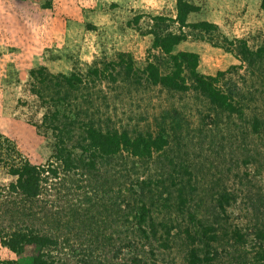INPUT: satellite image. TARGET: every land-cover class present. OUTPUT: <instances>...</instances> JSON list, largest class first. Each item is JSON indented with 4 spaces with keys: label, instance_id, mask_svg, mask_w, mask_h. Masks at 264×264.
Masks as SVG:
<instances>
[{
    "label": "rangeland",
    "instance_id": "1",
    "mask_svg": "<svg viewBox=\"0 0 264 264\" xmlns=\"http://www.w3.org/2000/svg\"><path fill=\"white\" fill-rule=\"evenodd\" d=\"M185 1L197 8L187 24L207 22L215 30L180 28L177 0H0V264H32L39 253L54 264H191L193 257L197 264H247L256 255L249 247L254 235L243 233L264 227L262 1ZM166 30L186 36L169 54L150 34ZM180 52L198 56L196 72L214 79L231 113L195 88L184 64L185 89L151 81L146 68L170 75ZM55 111L75 123L66 137L72 152L89 136L85 123L163 147L134 158L122 146L101 162L100 178L87 181L53 160L62 135L43 115ZM25 162L59 168L32 200L8 190L15 181L10 168ZM59 202L77 210L67 227L59 228ZM27 228L56 245H4Z\"/></svg>",
    "mask_w": 264,
    "mask_h": 264
},
{
    "label": "trees",
    "instance_id": "2",
    "mask_svg": "<svg viewBox=\"0 0 264 264\" xmlns=\"http://www.w3.org/2000/svg\"><path fill=\"white\" fill-rule=\"evenodd\" d=\"M261 8L264 10V0H261ZM197 10V8L190 3L186 2L185 0H177L176 3V22L180 28L183 27H191L195 29H199L201 31L210 32L215 30V27L212 24L207 22H200L196 24H187L186 18L190 13H193ZM153 35V46L160 49L165 54L171 53L174 46L178 45L179 43L185 41L186 36L183 32L180 33H173L169 30L165 32H150ZM262 53V51H260ZM172 60L174 63V72L170 75L161 76L159 75L158 71L153 66H148L145 71H147L149 78L153 83H158L163 87L173 89V90H183L186 88L183 78L181 77L182 73V65L184 64L190 71V75L192 76L195 88L200 91L203 95H205L213 104H215L219 110L231 113L233 111L232 105L228 102V97L219 91H217L214 86L213 82L214 79L211 77H205L199 75L196 72V67L198 63V56L193 53L189 52H180L176 56H172ZM130 69V68H128ZM39 75H42V72H38ZM46 76L41 78L38 82V85H41L44 82H48ZM64 79L65 85L70 86L71 79L65 78V76H61ZM47 84V83H46ZM39 94V98L41 94ZM43 119L47 120V125L49 129L58 131L61 133V139L58 142V145L55 148V154L53 155V160H55L60 166L61 170L67 174H75L81 171V176L85 177V179H89L90 181L93 176L95 179L100 178V176L95 175L102 171L100 165L101 162L106 159L107 157H112L117 155L122 146L127 147L129 151H131V155L134 158H143L148 157L150 155L151 149L161 150L162 144L161 142H154L151 141L150 138L147 140H133L131 141L128 136L118 135L117 133L114 134H103L101 132H97L93 129V123H89L91 125H87L85 123L83 134L89 135L88 138H84L82 143L80 144L81 147L79 152H72V147L68 146V135H71L74 131L73 128L75 127V123L67 124V118L61 116L58 112H54L50 115L44 114ZM60 126H63L66 131L58 130ZM90 130H89V129ZM88 129V130H87ZM18 165V166H17ZM16 166H12L10 168L9 174L15 177V181L12 182L9 187V193L12 194H20L24 198L27 199H36L42 190L43 185H46L48 181L53 178L56 179L58 177V170L53 166L52 163L47 164L46 166H34L27 162L22 164H17ZM87 176H92L90 178H86ZM101 175V174H100ZM98 176V177H96ZM133 186V185H132ZM144 191H147L146 185L141 188ZM142 193V194H143ZM131 195L126 197V205L129 206L130 203L135 199ZM144 197V194H143ZM59 199V198H57ZM59 201V200H58ZM125 201V197H124ZM58 205V212L57 217L60 222H63V226L67 227L69 223L77 218V210L73 209L72 206L69 204H62L59 202ZM58 203H56L57 205ZM55 203H52L53 208L57 207ZM65 207V208H64ZM64 208V209H63ZM257 213V212H255ZM9 221V220H8ZM13 221H9L8 223L11 224ZM150 226H149V234L151 237L156 240L157 232L154 231L155 227L157 226L152 219H150ZM252 227L249 228L251 232L245 231L244 236H247V233L253 234L256 239V244H249L250 249L253 250L254 255L251 259H248L247 264H264V235L261 234V230H264L262 225L257 226L256 224L251 225ZM28 230V228H27ZM26 229L22 231L15 232V234L11 235L9 239L3 240L5 246L10 248L13 251H17L23 245L28 244H37L41 249L44 247H48L51 244H55V238L52 236H44V234L40 236H33L32 233H29L30 230L27 231ZM139 232L141 231L144 235V238H148L145 235L146 231L142 230L141 228L138 229ZM137 230V231H138ZM239 232H242L241 229H238ZM241 230V231H240ZM128 231V230H126ZM132 232L128 231L132 236L136 234V230L132 229ZM135 232V233H134ZM168 233V232H166ZM186 234L188 232L186 231ZM168 235V234H167ZM243 237V236H241ZM150 238V237H149ZM254 239V240H255ZM129 243L125 242L124 245H128ZM56 245V244H55ZM210 252V251H209ZM209 252H206L209 255ZM193 256L195 255L192 252ZM214 255L217 254L216 251L213 253ZM191 264H197L200 260H196V258H192ZM91 264H95L94 260H90ZM140 261V260H139ZM134 262H138L134 260ZM68 263V262H67ZM32 264H54L53 258L51 255H44L43 253H39L38 256L34 259ZM96 264H106L104 261L98 260ZM135 264V263H134Z\"/></svg>",
    "mask_w": 264,
    "mask_h": 264
}]
</instances>
